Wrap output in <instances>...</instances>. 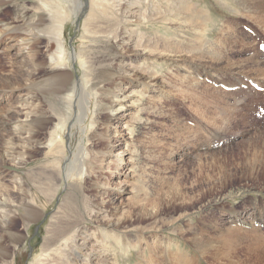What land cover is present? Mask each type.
<instances>
[{
  "label": "rangeland",
  "instance_id": "1",
  "mask_svg": "<svg viewBox=\"0 0 264 264\" xmlns=\"http://www.w3.org/2000/svg\"><path fill=\"white\" fill-rule=\"evenodd\" d=\"M47 1L54 10L62 8V13L63 8L69 5L67 0H0V121H8L12 126L18 110L15 97L17 93L27 92L18 85L25 83L37 97L38 122L43 125L42 119L50 120L41 131L35 129L38 139L45 145H35L31 151L33 157L27 154L20 166L9 160L0 162V190L10 191L9 195L0 192V198L9 200L11 197L10 200L19 205L12 224L4 229L0 221V254L8 251L11 255L14 252L13 264H29L40 254L50 219L54 215L61 220L67 218L61 209L69 188L67 173L51 185L46 196L37 193V183L26 178L51 160L44 156V147L50 139L55 141V153L60 156L58 146L61 144L57 141L61 136L65 145V154L60 160L63 169L71 166L74 156L83 147L89 156L87 164L92 165L90 169L87 166L86 175L83 173L82 183L76 189V203L79 208L82 206L84 214L78 228L95 230L96 224L87 214L100 211L103 201L111 219L123 217L125 226L142 228L144 241L141 247L145 246L147 250L144 261H151L149 264L155 260L160 261L158 264H177V257L181 255L191 264H264V16L253 13L238 0H188L194 14L183 18V15L176 16V1L171 5L169 0H151L144 5L148 12L155 8L153 15L158 19L138 23L136 27L142 30L151 44L157 41L159 44L188 47L193 51L198 49V52H206L216 59L210 56L200 59L194 53L191 54L193 57L187 55L189 59L185 54L181 55L186 58L175 56L173 60L150 57L151 60L156 59L152 62L149 58H138L145 65L144 69L147 67L145 71L154 69L158 76L156 91L142 93L137 118L132 119L133 139L129 149L133 162L129 167L132 166L131 186L136 190L135 199H132L138 200L134 205L132 199L127 200V194L117 196L111 192L100 196L96 191L97 184L104 181L96 167L106 148L102 137L111 125L105 127L102 119L97 118L99 121L94 130H88L95 116L93 102H89L87 116L82 122L77 108L69 112L66 119L65 100L60 101V97L51 90L57 70L50 67L48 60L61 54L58 55L52 34L37 39L30 37L33 22L53 20L51 8L41 11L40 6ZM107 1L100 3L110 5ZM81 2L84 10L78 11L76 16L62 13L59 16L66 19L61 42L65 47L62 56L67 64L64 70L72 73L67 90L60 95L62 97L70 94L72 87L83 79L84 68L78 58H74L82 48L94 67V76L105 72L112 78L98 79L103 80V87L108 91L112 81L120 75L122 58L130 53V50H121L120 42L110 38L108 41L97 39L83 46L81 27L89 10V1ZM182 9L185 11V7ZM195 11L201 12L199 16L205 19L203 22ZM192 18L194 24L188 28L183 20ZM193 30L198 31H195L198 36ZM24 37L31 39L28 45H17L18 38ZM11 44L14 46L8 49ZM157 48V52L164 53L159 45ZM33 51H36L35 58L32 57ZM28 75H31L30 82L26 80ZM135 90L142 92L138 88ZM89 99L92 100L91 97ZM3 131L0 130V155L5 151L3 145L7 139L15 137L11 128ZM123 133L127 134L128 130ZM55 172L56 169L49 170L53 176ZM104 175L111 178L114 174L106 171ZM20 177L25 179L24 188L29 194L26 199L13 189ZM57 187L56 197L51 200L50 193ZM32 197L36 204L28 203ZM28 208L38 213L26 218ZM251 221L254 223L250 226ZM229 237H235L232 243H228ZM156 238L162 243L169 241L171 261L168 262L170 257L165 258L162 254L159 258L153 256L154 260L151 258L153 249L148 250V245H153ZM252 241L257 242L259 248H249ZM113 245L107 254L118 264L143 262L140 250L135 247L116 251L117 246ZM202 247H207V250L204 252L202 249L200 254ZM208 251L222 255L211 257ZM181 263L184 264L182 261L178 264Z\"/></svg>",
  "mask_w": 264,
  "mask_h": 264
},
{
  "label": "bare ground",
  "instance_id": "2",
  "mask_svg": "<svg viewBox=\"0 0 264 264\" xmlns=\"http://www.w3.org/2000/svg\"><path fill=\"white\" fill-rule=\"evenodd\" d=\"M62 1H66V0H62ZM67 1L69 2V5L67 6V8L65 7L63 8L64 9L63 13L62 11H60V9L62 8H60L59 11H57L56 9L54 10V8H51L48 5V1L47 4L43 2L42 5L40 6L42 7L41 11L45 12L47 11V8L48 10H50L51 8L53 11V12L51 11L53 14V20L52 22H46L47 19L46 20L44 19L45 21L42 19L40 21L33 22L32 28L30 30V37L31 39L32 38L37 39L41 36L47 37L49 34H52L54 43L57 45V51L59 53L58 55L61 54L60 57L51 56L50 59L48 60V63L50 67H52V69L57 70L56 76L52 78L53 84L51 83L52 84L51 90L56 96L60 97V101L65 100L68 111V113L65 112V117L67 116L66 119H68L69 112H72L74 111V109L77 108L80 111L79 118L82 122L83 117L87 116V111L89 109L87 107L89 105V102L90 103L93 102L94 103L93 115H95L94 116L95 118L93 117L91 119L90 128L88 130L89 131L94 130L93 129L94 126L99 121V120L96 121L97 118L102 119V123L105 125V127L107 124L111 125L110 129L104 131L102 137L103 140L105 141L106 148L105 151L102 152V157H101L102 160L99 163H97L96 167H98L99 171H101V174L103 175L102 179H104V181L103 182L101 181L102 183L97 184L96 191L97 194L99 193L100 196L109 195L111 192L115 193V195L117 196L127 194L129 196L127 200L129 201L136 195L135 187H133V185L131 186L132 166L129 167V165H131L133 162L132 161L133 156L129 149L130 141L131 139H133L132 124L134 123V121H132V119L137 118L136 114L137 112H139L138 103L141 100V97L143 95L142 93L147 94L156 91L157 76H158V75L156 76V73L153 72L154 69H151L149 71L148 69L150 68H148L145 71L147 67L144 69L143 66L145 65L140 63L139 61L144 60V58L150 59V57L152 58L157 57L158 59L160 58L164 60H168V59L173 60L176 59L174 58L176 56L179 57L180 59H183L185 56H182L181 54H185L186 56L189 54L190 56H192L191 55L192 53L197 55L198 56L197 58L200 59H202L204 56H210L213 59H216V57L206 54L205 51H204L205 53L198 52V49L193 51L188 47H186L185 49V48H180L181 46L177 47L174 46L173 44H164L163 42L162 44H159L157 41H154V43L151 44L150 40L144 37L145 35L141 32L142 30L136 27L138 23L144 24L147 23L148 21H154L158 19V17L155 18V15H153V13L156 12V10H154L155 8H153V11L148 12L146 9L147 7L144 6L145 4L150 3L151 0H113L115 2L114 3L115 5L109 3L106 0L108 4H110L111 6L100 3L101 1H105V0H84L86 2L89 1V10L86 14V17L84 16L85 20L83 21L81 27L83 31V35H82L83 46H86L87 42H93L94 40L97 39L103 38L105 39V41H108L110 38L115 42L117 41L120 42L119 47L121 50L123 49L126 52L127 50H130V53L126 54L122 58V61L120 62L121 65H119L121 67L120 75L115 80L112 81L110 91H108L103 87L104 85L102 83L103 80L102 82L99 80L105 78H108V80H110L112 78L110 76H107V74L103 71H102L103 73L99 72L97 75L94 76V67L91 66V61L89 60L90 59L89 56L86 55V50L82 48L81 51H79V54H74V58L75 57L78 58L80 65L84 68L83 79L77 82L76 86L74 85L72 87L70 94H68L65 97H62L60 95L67 90L66 86L69 83V81H71L72 79V73L70 71L66 72L64 70V67H66L67 64L62 56L63 53L65 52V47L61 46V42H62V36L65 28L66 19L61 18L59 16L60 13H62V15L65 16H70V15L76 16L78 14L77 13L78 11L80 12L81 10H84L83 2H81V0H67ZM169 1L171 2V5H173L175 1L177 2V5L176 6L174 5L176 9L175 12L177 14L176 16L183 15L182 16L183 18L185 15L194 14L193 8L188 3V0H169ZM238 1L239 4L244 6L245 8L246 7L250 8L253 11V13H258L264 16V0H238ZM183 7H185L184 9L185 11H183V9L181 10V8ZM184 12H186V14ZM196 14H198L199 16L201 12H196L195 15ZM199 18H202L201 22L205 20L202 16H199ZM185 20L186 21L183 20L184 25H186L188 28L193 26L194 18L190 20L189 19H185ZM179 23H181V21ZM195 31L193 30L194 33ZM195 35L197 34L195 33ZM31 39L29 40L26 39V37H24L19 40L18 38L17 45H19L20 43L21 47H25L26 45H28V41H31ZM151 40L153 39L151 38ZM157 45H159L161 51H164V53L157 52L158 49ZM13 46H14L13 44L8 45V49L12 48ZM21 47L19 49H21ZM34 54H36V51H33V55H32L33 58H35ZM138 58H141V60H138ZM189 58L190 57H188V59ZM154 60L156 59H152V60L150 59L151 62ZM193 60H195V58ZM30 78L31 75H28L26 80L30 82ZM18 87L22 90H27V92H24L25 94L17 93L15 97L16 100L15 102L18 107V110L15 111V117L13 118L14 122L12 126H10L11 123L9 124L8 121L5 120L0 121V126L2 125L1 126L2 130L7 132L11 128L13 131H15L14 139L12 140L11 138L8 137L9 139H7V141L3 145L5 147V151L0 155V162L9 160L15 165L20 166L25 161V156L27 157V154H30V157H33V153L31 151L34 149L35 145H39V146L45 145L44 142H41L40 139H38V134L37 132H35V129L37 131H41V129H44L45 125L48 122H50V120L42 119L43 125L40 122H38L39 119L36 117L37 109L39 107L37 97L35 96V94L30 92L29 89L30 87H27L26 83L22 84L21 86L18 85ZM136 88L140 89V91L142 92L135 90ZM90 97L92 98L91 101L89 99ZM58 124H62V123L58 122ZM124 130H128V133L127 134L123 133ZM59 139L60 140L57 141V143L59 145L61 144V146H58V148L60 149V156H57L55 153V148H54L55 141L53 139H50L47 142L46 147H44L46 149L44 156L47 160L50 158L51 160H49V162L43 163L42 168L32 173L34 175H29V174L26 175V178L35 184L37 183L36 184L37 185L36 189L38 191L37 193L46 196L48 194V191H50L51 185L56 183V180L57 179L59 180L62 174L64 175V173L65 174L67 173L66 176H68L70 180L69 183L67 182L69 188H68V192L63 198L64 203L62 204L63 206L61 208L65 212L64 215H67V218L65 220L64 219L61 220L58 218V216L54 215L55 217L50 219V223L47 225L45 231V236L43 237L42 245L40 248V254H38V256H36L34 260H32L29 264H118L117 261H114L113 259L111 260L110 255L107 254V251L114 247L113 244L117 246L116 251L119 250L128 251L129 249L135 247L136 250H140L141 255L143 257V262H141L140 264H149L151 261L150 262L149 260L144 261L145 259H147V254H146L147 250L144 249L145 246L141 247L142 246L141 242L144 241V239L141 238V235H143L142 228L141 227L129 228V226H125L126 219L123 217H117L116 219H111V217L109 216L110 213L108 212L109 214H107V209H105L103 205L105 202L102 201V209L101 210L99 209L100 211H97L95 213L90 211V213L87 214L88 217L91 220H93L94 223L96 224V228L94 231L88 229L87 227L78 228V224L81 223L82 219H84L82 218L84 217L83 216L84 214L82 215L83 213L81 208L82 206L79 208L76 203L77 202L76 189L82 183L83 173H85L86 175V170L91 168L92 166L91 164H93V162L91 161L90 164L91 166H88L87 160L89 156L87 155L88 153L86 154L85 152V147H83V149L79 151L76 154V156H74V159L71 162V166H69V168L68 167L65 168L66 167L65 166L63 169L61 167L62 162L60 160L62 156L65 154V145L61 136H59ZM70 167L72 168L70 169ZM52 168L56 169L55 172L56 174L54 175L55 178L51 173H49V170ZM106 171H111L113 172L114 175L111 176V178H107L104 175ZM24 183H25V179L23 177L17 178L15 184L13 185V189L14 191L18 192L21 196H23L26 199L29 196V194L27 191H25L26 189L24 188ZM58 188L59 187L55 188L52 194L50 193L51 200H53L56 197ZM1 190H0L1 194L9 195L8 192L10 191H8L7 189L2 188ZM34 196L35 198L37 197L36 194H34ZM10 198L9 200L5 197L0 198V221L2 222V227L4 229H6L8 225L13 223L15 217L14 212L16 211V209H18L19 206L15 204L12 200H10ZM24 198L21 199L25 200ZM35 198L32 197V200H28L29 201L28 203L36 204ZM131 201L134 205L138 204L137 203L138 200L132 199ZM26 212H27L26 218H29L31 214L33 215L36 212L38 213V211H36L35 209H30V208H28ZM253 223L254 222L251 221L250 226L253 225ZM203 239L204 238H202L201 240ZM234 239L235 237L232 238L229 237L228 243H232ZM222 243L224 245V242ZM226 243L227 242L225 241L224 246H226ZM144 244L146 245L147 242H144ZM157 244H161V246L157 247ZM256 244L257 242L252 241L251 244L249 243V248L251 246V249L252 248L257 249L255 247H258L259 245ZM261 245L263 246V243ZM148 247H149L148 250L150 248L153 249L150 251L152 259L153 256L154 258H159L160 257L159 254H162L164 255L165 258L170 257L168 259V262L172 260L169 241L162 243V241L159 238H156L153 240V245L152 243H150V246L148 245ZM207 247L200 248L199 249L200 254L202 252V249L205 252V250H207ZM209 254L211 257L215 256V258L218 255H222L217 251L210 252ZM0 256H1L0 264H13L14 252L11 253L10 255V253L7 251L5 253L0 254ZM7 256H9L10 258V260L8 261H6ZM177 258H178L177 264L181 261L184 262V264H191L190 260H187L186 258L182 257V255ZM155 261H156L155 263L152 262L151 264H158V262H160L158 260Z\"/></svg>",
  "mask_w": 264,
  "mask_h": 264
}]
</instances>
